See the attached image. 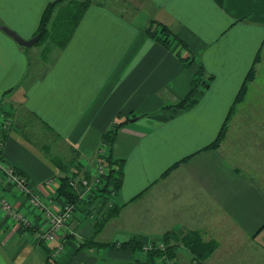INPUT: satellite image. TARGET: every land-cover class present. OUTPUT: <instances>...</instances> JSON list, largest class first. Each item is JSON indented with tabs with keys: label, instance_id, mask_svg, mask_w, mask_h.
<instances>
[{
	"label": "crops",
	"instance_id": "obj_1",
	"mask_svg": "<svg viewBox=\"0 0 264 264\" xmlns=\"http://www.w3.org/2000/svg\"><path fill=\"white\" fill-rule=\"evenodd\" d=\"M52 1L0 0V27L30 40ZM124 2L125 8L134 6L123 9L116 0H93L66 44L61 49L46 44L42 56L34 54L39 41L24 48L0 30V98L11 122L0 130V158L50 209L61 210L65 202L57 197L59 186L46 183L65 174L47 153L74 158L67 175L71 169L87 172L102 136L123 125L111 151L112 160L122 164L118 192L108 203L93 196L75 203L72 222L55 242H38L45 226L41 214L0 174V198L12 202L29 222L28 227L17 224L0 209V264H100L104 258L151 264L144 251L145 258L132 259L133 251L120 245L158 235L170 245L174 221L156 213V229L150 231L147 221L154 216L144 208L175 173L187 177L202 197L196 215L203 223L223 222L232 229L231 243L237 244V236L255 239L264 251V190L243 173L245 160H234L238 150H225L227 139L238 136L239 125L246 124L237 113L241 101L232 113L231 107L248 72L253 69L251 82L264 62V0ZM151 22L169 28L186 49L150 38L145 31ZM188 54L193 63L185 67ZM198 64L212 79L203 94L193 95L194 106L177 110L174 106L188 96ZM223 124L221 143L205 150ZM114 208L116 213L109 215ZM163 211L170 213L172 207ZM200 228L189 229L197 239V253L184 244L189 235L182 243L190 261L208 264L218 243L204 238ZM180 245H172L174 252Z\"/></svg>",
	"mask_w": 264,
	"mask_h": 264
},
{
	"label": "rangeland",
	"instance_id": "obj_2",
	"mask_svg": "<svg viewBox=\"0 0 264 264\" xmlns=\"http://www.w3.org/2000/svg\"><path fill=\"white\" fill-rule=\"evenodd\" d=\"M116 2L123 9L129 8V5L132 7L134 6L132 4H127L128 7L125 8V5H123V3L126 2H124V0H116ZM56 13H58V11H56ZM48 40L49 38L45 35L41 37L39 43L34 47L37 48L34 50L35 55L42 56V49L43 46H46V44L55 47V45L50 42L51 40H49V42ZM53 49L54 48H50V50ZM240 103L241 104L238 107L237 113H239L238 115H240V119H244L246 121V124L243 126H241L240 124V127L238 126V136L227 139L228 142H226L225 150L227 148L238 150V152L235 153L237 158H234V160H245V165L242 168L243 173L249 177H254V179L257 180L259 186L261 187V190L263 191L264 62L260 64L259 70H257L254 80L247 84ZM254 120L259 121V123H250V121ZM57 146H61L60 143H58ZM61 153L66 157V152ZM95 164L96 159L93 165ZM172 177V179L166 181L163 185V189L166 190L167 188H169L168 195H164L163 189L158 188L155 193H152V203L144 208L146 212H151L154 216L153 219L147 221L148 229L150 231H155L156 213L161 212L162 219L168 221L169 223L171 221H174V225H176V231H171L174 230V228L169 230L171 232H169L168 235H171V237L170 245L166 244L167 246H172L174 245V243H178L179 245L183 244L182 239L184 238V236L189 235L190 226L196 225L202 227L199 230H201L204 238H207L208 240L211 237L215 238L218 243V247L215 248L216 250L213 253L214 256L211 260L208 261V264H264V251L261 250V245L257 241H255V239L252 240L246 237L242 239L241 237L237 236V244L234 245L228 238L232 229L227 227V225H225L223 222L218 224L215 222L203 223L196 215V213L203 207L200 203L202 197L199 196V193L194 190L193 184L188 181L187 177L180 175L179 173H175ZM7 186L9 188H12L9 185ZM12 190L14 191V193L16 192L13 188ZM161 198H163V200H161ZM148 202L149 201H147L145 204H147ZM168 206L172 207V211L170 213H164L163 209L167 208ZM173 212L175 213L172 214ZM177 230L183 231L177 232ZM173 234L175 235L172 237ZM152 237L153 238H148L143 242H141V240H138V242L142 243L143 251L146 252L157 247L161 250H164L165 243L161 242L162 235ZM240 244H243V246H240ZM183 246L184 244L180 245V250L175 249L174 260L171 261L170 264H194L193 261H190V257L188 256L189 252L185 251V248ZM134 254L135 255L132 256V259L133 257L134 259L145 258V256L143 255L144 253L140 250H136ZM194 262L195 264H197L196 261ZM99 263L125 264L115 260H109L108 258H104V261ZM158 264L161 263L159 262Z\"/></svg>",
	"mask_w": 264,
	"mask_h": 264
},
{
	"label": "trees",
	"instance_id": "obj_3",
	"mask_svg": "<svg viewBox=\"0 0 264 264\" xmlns=\"http://www.w3.org/2000/svg\"><path fill=\"white\" fill-rule=\"evenodd\" d=\"M92 1L93 0H54L50 2L43 13L40 27L37 33L41 34V37L45 35L46 37L49 38V40H51L50 42L54 43L57 49H61L66 44L67 40L70 38L75 25L78 23L83 12L92 3ZM56 11H58V13H56ZM145 33L150 38L154 39L155 41L161 43L164 46H170L176 42L181 46V49L183 50L186 49L184 44L177 39L175 34L169 28L161 24L151 22L150 25L147 27ZM256 61H258V57L255 58L254 64L256 63ZM192 63H193L192 56L190 57L188 54V58H186L185 63L183 60V64L185 67H189ZM252 73H253V69H251L248 72L247 76L245 77V80L243 81V84L237 95V98L233 106L231 107L230 113H232L234 107L241 101L242 96L245 92V88L252 79ZM209 79L212 78L209 76L207 77L203 67L200 64H198L197 70L192 74L191 77V86L188 96L183 101L176 104L174 108L177 110H187L192 106H194L196 104V100L193 98V95L195 94L197 96L203 94L205 89L208 87ZM2 101H3V97L0 98V115L4 114L2 111ZM227 121L228 119L225 121V123ZM122 126H123L122 124L115 125L111 131H108L102 136L103 142L107 145L106 159L108 163V176L106 178V184L104 188L101 190V193L103 194L99 195V197L101 198L104 197V192L106 191L108 185H111L115 192H118L121 185L122 164L119 161L112 160L111 151L117 133ZM224 131H225V125L223 124L217 139L211 145L205 148V150L216 148L220 140L222 139V134L224 133ZM47 155L49 156L51 161H53L56 165L59 166V171L65 174L60 178L61 180H60V185L57 189V197L61 198L65 203H69L72 205L79 202V200L77 199V195L74 192L75 190L71 189L68 186V179H67V171L69 169V165L72 163L74 158L72 157L70 160H67L59 156L52 157L50 152H48ZM178 165L179 164L177 163L171 168H169L167 171H165L163 177H166ZM71 171H73V169H71ZM111 210L112 211L109 213V215L112 216L116 213L117 210L116 208ZM166 241H167L166 238H161V242L165 243L164 250H161L160 248L157 247L155 249H151L145 252V254L147 255V261L149 259V262L151 264H158L159 262L161 264H170V262L174 260L173 246H167ZM196 242L197 239L195 238L194 234H190L187 237V239L184 240V244L193 253L198 252V250L195 248ZM91 243L92 245L94 244L98 246L97 243L94 242ZM89 245L90 244H83V246L86 247ZM120 247L123 249H130V251H133V253L136 250L143 251L142 243L135 241L134 239H131L125 242L124 244H121ZM209 255L210 253L206 255L198 254L197 256L205 258L208 257Z\"/></svg>",
	"mask_w": 264,
	"mask_h": 264
},
{
	"label": "built area",
	"instance_id": "obj_4",
	"mask_svg": "<svg viewBox=\"0 0 264 264\" xmlns=\"http://www.w3.org/2000/svg\"><path fill=\"white\" fill-rule=\"evenodd\" d=\"M0 130L5 131L11 125L9 118L5 115H0ZM1 138V137H0ZM0 141V146H1ZM107 145L103 142L97 150L96 164L87 172L85 170H73L67 175L68 186L76 191L77 199L85 200L91 198H99L109 202L110 198L114 197L117 192L114 191L111 185H108L104 192V197L99 195L106 184L108 176V163L106 159ZM0 174L4 177L5 183L11 186L18 194L26 195L29 203L41 214L45 226L42 231L37 234L36 239L40 243H52L57 239V234L72 222L74 216V206L65 203L63 208L54 211L48 207V204L39 198L35 193H32L25 178L20 176L13 167L4 164L0 158ZM60 178L49 180L47 186L60 185ZM0 209L4 214L9 215L11 220L17 224L28 227L29 222L20 213H18L12 202L6 198H0ZM63 246H59V249Z\"/></svg>",
	"mask_w": 264,
	"mask_h": 264
},
{
	"label": "water",
	"instance_id": "obj_5",
	"mask_svg": "<svg viewBox=\"0 0 264 264\" xmlns=\"http://www.w3.org/2000/svg\"><path fill=\"white\" fill-rule=\"evenodd\" d=\"M0 30L7 35L9 38H11L17 45L24 47V48H31L33 47L40 39L41 34H37L36 36H34L33 38H31L30 40H23L22 38H20L16 33L8 30L5 27H0ZM133 121V120H131Z\"/></svg>",
	"mask_w": 264,
	"mask_h": 264
}]
</instances>
